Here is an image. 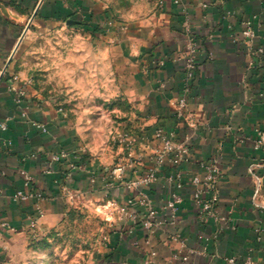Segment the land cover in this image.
Listing matches in <instances>:
<instances>
[{"label":"crops","instance_id":"obj_1","mask_svg":"<svg viewBox=\"0 0 264 264\" xmlns=\"http://www.w3.org/2000/svg\"><path fill=\"white\" fill-rule=\"evenodd\" d=\"M263 6L261 0H186L184 6L161 0L150 18L117 23L108 20L99 0H0V125L7 124V130L0 128V264H43L46 255L38 243L57 232L71 208L81 203L102 212L113 207L107 213L108 240L99 249L97 264H106L108 257L115 264H145V232L125 211L133 210L126 201L138 191L127 185L152 164L158 127L175 132L179 140L189 137L192 159L216 162L217 212L231 219L200 220L190 185V175L200 173L194 164L182 166L183 203L172 221L167 204L176 188L167 182L172 167L165 164L150 188H140L153 200L163 222L152 240L156 264H171L178 249L169 232L180 234L189 248L206 251L188 264H225L229 256L264 264V241H257L258 234L264 239L263 152L254 148L256 130L264 131V56L257 52L264 46V18L253 40L242 35L243 22L261 15ZM31 18L51 25L74 20L96 40L116 45L128 70L122 94L125 107L123 112L103 113L111 124L108 129L104 131L94 115L76 118L51 100L35 97L29 88L16 105L9 79ZM186 19L200 46V70L189 97L195 129L177 118L175 107L185 85L179 57L186 43ZM117 114L126 120L124 128L135 134L133 160L140 159L138 165L130 166L129 152L109 142L118 132ZM35 123L44 124L48 133L36 129ZM60 151L80 168L53 163L52 156ZM120 163L128 165L124 180L109 187L111 171ZM24 174L32 179L30 189L24 185ZM66 188L78 195L74 201L66 196ZM29 190L42 193L43 199L15 198Z\"/></svg>","mask_w":264,"mask_h":264},{"label":"rangeland","instance_id":"obj_2","mask_svg":"<svg viewBox=\"0 0 264 264\" xmlns=\"http://www.w3.org/2000/svg\"><path fill=\"white\" fill-rule=\"evenodd\" d=\"M109 14L108 20H143L156 14L161 0H99ZM78 23L44 24L31 18L23 31L18 54L14 57V72L35 97L51 100L81 118L82 114L101 119L105 131L110 127L103 113L123 112V87L128 72L113 42L96 40ZM89 32V31H88ZM115 119L118 132L110 135L112 146L121 147L116 134L127 132L124 117ZM115 116V115H114ZM104 119V120H103ZM103 131V132H104ZM108 131V130H107ZM134 132V131H133ZM92 204H77L72 215L49 235L43 264H97L98 252L107 243L109 219L107 213Z\"/></svg>","mask_w":264,"mask_h":264},{"label":"built area","instance_id":"obj_3","mask_svg":"<svg viewBox=\"0 0 264 264\" xmlns=\"http://www.w3.org/2000/svg\"><path fill=\"white\" fill-rule=\"evenodd\" d=\"M186 0H174V3L179 6H184ZM264 3V0H261ZM207 8V6H204ZM185 11V10H184ZM186 13V12H185ZM262 18H264V6L261 15H254L243 22L242 35L248 40H253L256 36L257 27L262 24ZM109 26H114V22L110 21ZM123 30V28H122ZM183 30L186 37V43L184 50L181 52L180 59L184 62L185 71V85L181 95L175 103L176 116L180 121L195 129L197 127L194 115L189 107V97L192 90V84L197 79L200 70V46L192 31L190 21L186 19L183 24ZM258 53L264 56V46H260L257 49ZM253 64V63H252ZM251 64V65H252ZM160 65H164V61H160ZM9 91L15 95L16 105H20L26 98L25 85L20 82V78L11 74L9 79ZM26 112H23V117H26ZM35 128L43 133H48V129L44 124L35 123ZM1 130H7V124L0 125ZM231 129V128H230ZM257 140L255 141V150L263 152L262 162L264 165V131L257 129ZM120 144L125 145V151L129 152V165L132 166L139 164L141 160L134 161L133 155L137 144V139L133 134L127 132L116 134ZM190 138L186 137L183 140H179L178 136L173 131H166L161 127L156 128L154 132L155 142V155L150 167L139 175L137 180L130 182L127 188L131 191H138V196L131 195L126 201V207L133 208L132 211H126V215L135 220L141 225V228L145 232V244H146V261L145 264H156L157 252L152 246V240L157 229H161L163 222L158 218V211L154 206L153 200L140 188H150L157 180L159 171H161L165 164H169L172 167L171 173L167 176V182L176 190L172 193L171 199L168 201L167 209L170 211L172 221L177 219L180 205L183 203V195L180 190L183 188L184 172L182 170L183 165L198 166V174L190 175V185L193 187V200L196 206L199 207V218L202 222H206L210 218H215L219 222L229 221L231 218L222 217L217 212L219 204V189L218 183L220 179V170L214 160H194L189 147ZM53 163H64L70 161V155L66 151H60L52 156ZM72 170L79 169L80 163L69 162ZM127 164H118L111 171V182L109 187L114 186L117 180H124V175L127 171ZM25 175L24 185L26 188L31 187L32 179ZM66 196L74 201L78 195L72 194L69 189L65 190ZM35 197L37 199H43V194L40 192H18L16 199L26 201L29 198ZM141 208L142 211L137 209ZM232 212H230L231 214ZM169 240L178 246L176 252L171 255V264H188L190 259L195 255H203L206 251H198L193 248H189L186 240L178 233H168ZM216 237V236H215ZM210 238L206 239V242H210ZM257 241L263 243L264 239L258 234ZM225 264H258L251 259L242 260L237 256H229L224 259Z\"/></svg>","mask_w":264,"mask_h":264},{"label":"trees","instance_id":"obj_4","mask_svg":"<svg viewBox=\"0 0 264 264\" xmlns=\"http://www.w3.org/2000/svg\"><path fill=\"white\" fill-rule=\"evenodd\" d=\"M94 31H96V30H94ZM7 76H8V72H6V74H5V76H4V80L8 78ZM71 213H72V210H71L70 213H69V216H70V217H71V215H72ZM38 246H39L40 248H42V249L47 248V247L49 246V245H48V240H43L42 242L38 243ZM108 258H109V257H108ZM108 258H107V260H106V264H115L113 259L108 260Z\"/></svg>","mask_w":264,"mask_h":264},{"label":"water","instance_id":"obj_5","mask_svg":"<svg viewBox=\"0 0 264 264\" xmlns=\"http://www.w3.org/2000/svg\"><path fill=\"white\" fill-rule=\"evenodd\" d=\"M74 24V23H78L77 21H74V20H69L68 22H67V24ZM7 69V68H6Z\"/></svg>","mask_w":264,"mask_h":264}]
</instances>
